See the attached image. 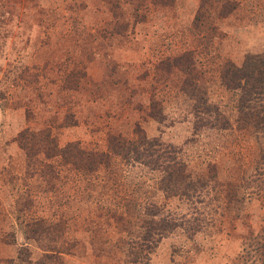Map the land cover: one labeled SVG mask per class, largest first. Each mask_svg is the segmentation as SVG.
<instances>
[{
  "label": "rangeland",
  "instance_id": "obj_1",
  "mask_svg": "<svg viewBox=\"0 0 264 264\" xmlns=\"http://www.w3.org/2000/svg\"><path fill=\"white\" fill-rule=\"evenodd\" d=\"M259 54L264 0H0V263L264 264V132L225 81ZM155 142L217 180L190 198Z\"/></svg>",
  "mask_w": 264,
  "mask_h": 264
},
{
  "label": "trees",
  "instance_id": "obj_2",
  "mask_svg": "<svg viewBox=\"0 0 264 264\" xmlns=\"http://www.w3.org/2000/svg\"><path fill=\"white\" fill-rule=\"evenodd\" d=\"M225 81L227 84L230 83V88L241 93L237 102L239 108L237 121L240 126H252L254 132H264V55H249L240 67L230 65L225 70ZM205 100L204 97H198L194 107L196 117H198L195 120L196 125L209 128L214 127L221 120L219 121V128H227L228 123L225 117L217 112L215 107L210 113L207 108L209 100L208 103ZM224 121L225 123H223ZM165 147L163 143L151 144L148 147V157L146 158L150 160L149 163L151 162L154 168L160 169L165 176L172 177L173 187L179 191L188 190L190 198L203 193L204 189L210 187L211 181L215 177L217 180L218 174L213 172L214 169L210 170L209 173H193L184 161L178 159V156L172 151L169 150L168 152ZM259 151H261L260 164H262L264 161V144L259 147ZM31 255L30 250L23 248L13 259L8 260V263L37 264L33 263L35 261L32 260ZM43 256H48V253ZM53 257L55 256H52V261H56ZM42 259L44 260V257Z\"/></svg>",
  "mask_w": 264,
  "mask_h": 264
}]
</instances>
